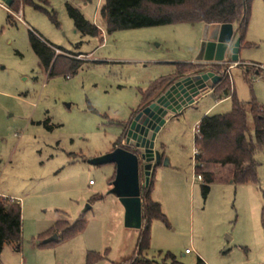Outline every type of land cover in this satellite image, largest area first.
Here are the masks:
<instances>
[{
  "label": "rangeland",
  "instance_id": "obj_1",
  "mask_svg": "<svg viewBox=\"0 0 264 264\" xmlns=\"http://www.w3.org/2000/svg\"><path fill=\"white\" fill-rule=\"evenodd\" d=\"M68 4L101 32H77ZM102 5L103 0H31L0 7V198L18 202L22 213L21 250L5 245L0 263L85 264L93 251L107 252L114 264L135 253L138 232L125 227L124 208L111 194L116 167L90 161L127 148L125 128L144 104L142 93L172 75L176 64H189L225 78L222 90L230 97L209 92L168 118L159 132L155 152L169 166L153 169L150 196L165 219L151 222L145 256L155 264L169 263L168 255L182 264H264V149L254 157L255 183L236 185L227 180L230 167L206 166L216 179L205 194L206 183L195 172V138L204 117L230 113L234 94L249 116L253 99L264 110V0L252 1L244 39L249 45L242 46L238 65L230 58L196 62L205 24L108 33ZM31 33L65 51H56L58 65L81 60L78 70L50 76L31 47ZM253 127L249 117L255 142ZM81 218L83 234L39 246V236L58 221L65 226Z\"/></svg>",
  "mask_w": 264,
  "mask_h": 264
},
{
  "label": "trees",
  "instance_id": "obj_2",
  "mask_svg": "<svg viewBox=\"0 0 264 264\" xmlns=\"http://www.w3.org/2000/svg\"><path fill=\"white\" fill-rule=\"evenodd\" d=\"M89 2L90 0H82ZM253 0H103L100 17L104 22L107 32L114 33L124 30H135L174 24H233L237 27L241 45L248 46L244 39L250 22V11ZM31 0H13V6L26 5ZM67 13L73 20L75 29L83 35L97 36L101 30L91 24L76 8L67 5ZM18 9V8H17ZM51 21L59 26L56 15L48 14ZM31 47L40 60L42 66L50 76H57L61 72H76L81 60L59 64L56 51L65 52L48 42H42L32 33L29 36ZM197 71L189 64H177L176 72L168 78L154 82L150 88L142 93L145 102L163 88L176 76ZM225 78H222L215 91H221ZM229 97L227 89L222 90ZM231 112L225 115L206 116L197 127L195 138V172L205 181L204 193L210 191L216 175L205 171L206 166L230 167L231 172L227 180L236 185L257 182L258 163L255 154L259 149H264V110L253 99L250 103L252 115H248L246 104L240 102L236 95H232ZM249 117L254 120L255 142L249 130ZM127 150L131 151L130 148ZM221 180H224L221 178ZM225 181V180H224ZM151 180L149 187H141L143 202V223L139 230L138 244L135 253L117 264H155L146 258L150 249V224L154 220H164L160 204L151 198ZM86 221L81 218L75 223L58 221L53 228L39 236L41 248L69 240L83 232ZM58 235V240L45 243L51 237ZM22 241V213L18 202H11L7 198H0V257L5 245H12L16 251L21 250ZM107 259V252L101 255L97 252H88L86 264H96ZM169 263L182 264L172 255H168ZM1 264V263H0ZM196 264H206L198 259Z\"/></svg>",
  "mask_w": 264,
  "mask_h": 264
},
{
  "label": "water",
  "instance_id": "obj_3",
  "mask_svg": "<svg viewBox=\"0 0 264 264\" xmlns=\"http://www.w3.org/2000/svg\"><path fill=\"white\" fill-rule=\"evenodd\" d=\"M1 1L8 7L13 5V0ZM240 50L241 38L233 24H205L204 39L196 62L222 64L230 58L232 63L238 65ZM220 81L217 73L206 69L174 77L149 106L142 107L127 123L126 147L137 148V152L121 147L90 161L93 166L115 165L116 177L111 194L119 199L125 209L126 228L142 229L141 171L144 186L149 187L153 169L161 164L169 166V162L165 160L163 163L155 152L156 138L167 119L181 113L199 96L209 93ZM57 240L55 235L45 243Z\"/></svg>",
  "mask_w": 264,
  "mask_h": 264
},
{
  "label": "crops",
  "instance_id": "obj_4",
  "mask_svg": "<svg viewBox=\"0 0 264 264\" xmlns=\"http://www.w3.org/2000/svg\"><path fill=\"white\" fill-rule=\"evenodd\" d=\"M235 27V26H234ZM236 29V28H235ZM241 49H242V45H241ZM240 52H241V50H240ZM79 55H82V54H79ZM177 65V64H176ZM176 65H175V69H174V71H173V73H172V75H170L171 77L174 75V73L176 72ZM193 73V72H192ZM188 74H190V73H188ZM169 76V77H170ZM212 91H215V89L213 88V89H211L210 90V92H212ZM230 97V96H229ZM229 97H227V98H229ZM201 98V96H199L198 98H196V100H195V102L193 103V104H191V105H189V106H187L186 108H188V107H191V106H193L199 99ZM185 108V109H186ZM210 111V110H209ZM182 113V112H181ZM181 113H179V114H177V115H180ZM115 166V165H114ZM91 182L92 181H90L89 183H90V186H94L95 185V183H93V184H91ZM124 208V207H123ZM124 211H125V209H124ZM86 229V228H85ZM85 231V230H84ZM84 231L83 232H81L80 234H78L77 236H75L74 238H76V237H78V236H80L81 234H83L84 233ZM136 232H138V234H139V231H137L136 230ZM74 238H72V239H74ZM59 239V238H58ZM72 239H69L68 241H70V240H72ZM90 252H93V251H90ZM86 256H87V254H86ZM86 256H85V259H86ZM129 258V257H128ZM125 259H127V258H123L122 260H125ZM121 260V261H122ZM85 264H86V262H85ZM96 264H110L109 263V261L107 260V259H104V260H101V261H99V262H97ZM114 264H117V263H114Z\"/></svg>",
  "mask_w": 264,
  "mask_h": 264
},
{
  "label": "flooded vegetation",
  "instance_id": "obj_5",
  "mask_svg": "<svg viewBox=\"0 0 264 264\" xmlns=\"http://www.w3.org/2000/svg\"><path fill=\"white\" fill-rule=\"evenodd\" d=\"M169 83V82H168ZM167 83V84H168ZM167 84L163 87V88H161L155 95H153L151 98H149L147 101H145L144 102V104L142 105V107H147V106H149L150 104H151V102H153L152 100L160 93V91L162 90V89H164L166 86H167ZM142 107H140L137 111H135L133 114H132V116L133 115H137L140 111H141V108ZM176 116H178V115H175V117ZM174 117V116H173ZM126 135H127V133H126V130H125V138H126ZM130 149H131V151H132V149H134L136 152H137V148H132V147H129Z\"/></svg>",
  "mask_w": 264,
  "mask_h": 264
},
{
  "label": "built area",
  "instance_id": "obj_6",
  "mask_svg": "<svg viewBox=\"0 0 264 264\" xmlns=\"http://www.w3.org/2000/svg\"><path fill=\"white\" fill-rule=\"evenodd\" d=\"M0 7L7 9L8 6H7L4 2H2V1L0 0ZM19 19H20V18H19ZM235 65H236V64H235ZM195 155H196V154H195ZM198 179L201 180V181L203 180L201 176H198ZM91 184H93V182H91ZM189 253H190V251H189V250H186V254H189Z\"/></svg>",
  "mask_w": 264,
  "mask_h": 264
}]
</instances>
